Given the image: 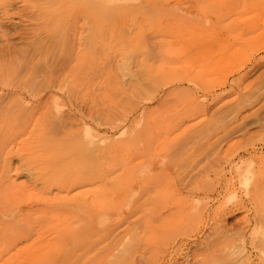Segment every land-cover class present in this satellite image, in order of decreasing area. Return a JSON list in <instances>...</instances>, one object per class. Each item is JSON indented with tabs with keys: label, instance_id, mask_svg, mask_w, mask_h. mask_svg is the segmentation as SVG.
<instances>
[{
	"label": "rangeland",
	"instance_id": "374dc122",
	"mask_svg": "<svg viewBox=\"0 0 264 264\" xmlns=\"http://www.w3.org/2000/svg\"><path fill=\"white\" fill-rule=\"evenodd\" d=\"M262 240L264 0H0V264Z\"/></svg>",
	"mask_w": 264,
	"mask_h": 264
},
{
	"label": "bare ground",
	"instance_id": "6f19581e",
	"mask_svg": "<svg viewBox=\"0 0 264 264\" xmlns=\"http://www.w3.org/2000/svg\"><path fill=\"white\" fill-rule=\"evenodd\" d=\"M199 45H200V44H199ZM200 46H201V45H200ZM200 46H199V47H200ZM2 85H4V84H2ZM10 163H11V162H10ZM11 167H12V166H11ZM18 167H19V166H18ZM18 167H16V170H17ZM14 168H15V167H14ZM10 169H11V168H10ZM10 169H9V167H7V171H9ZM16 170H15V171H16ZM6 173H7V172H6ZM7 174H8V173H7ZM43 178H44L45 180H48V179H47V176H46V177H43ZM45 184H46V182H45ZM50 184H52V183H50ZM58 184H59V183H58ZM60 184H61V183H60ZM60 184H59V185H60ZM71 184H72V183H71ZM56 186H57V185H56ZM60 187H62V186L60 185ZM58 189H59V188H58ZM27 234H28V233H27ZM24 236H25V235H24ZM15 237H16V235H15ZM15 237H13V238H15ZM13 238H12V239H13ZM16 238H17V237H16ZM13 240H14V239H13ZM16 240H17V239H16ZM260 241H261V240H260ZM262 241H263V240H262ZM263 242H264V241H263ZM12 245H13V244H12ZM258 246H262V247H260V248H263V245H258ZM263 250H264V248H263ZM263 250H262V252H263ZM247 253H248V252H247ZM249 255H250V254H249ZM243 257H244V256H243ZM232 258H233V257L231 256V258H229V260H230V259H231V261L234 260V259H232ZM229 260H228V261H229ZM239 260H240V259H239ZM245 261H247V260L245 259ZM233 263H234V261H233ZM241 263H242V262H241ZM248 263H249V262H248ZM248 263H247V264H248Z\"/></svg>",
	"mask_w": 264,
	"mask_h": 264
}]
</instances>
